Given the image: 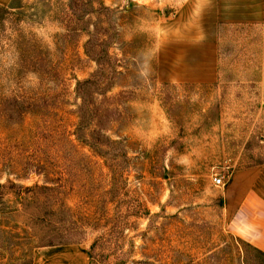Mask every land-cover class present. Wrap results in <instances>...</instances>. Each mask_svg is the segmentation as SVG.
<instances>
[{
	"label": "rangeland",
	"instance_id": "374dc122",
	"mask_svg": "<svg viewBox=\"0 0 264 264\" xmlns=\"http://www.w3.org/2000/svg\"><path fill=\"white\" fill-rule=\"evenodd\" d=\"M201 1L0 5V264H260L264 20Z\"/></svg>",
	"mask_w": 264,
	"mask_h": 264
},
{
	"label": "crops",
	"instance_id": "0c3cea01",
	"mask_svg": "<svg viewBox=\"0 0 264 264\" xmlns=\"http://www.w3.org/2000/svg\"><path fill=\"white\" fill-rule=\"evenodd\" d=\"M13 0H0V4L8 5ZM201 13L210 21L223 19L264 20V0H202ZM264 164V163H263ZM259 182L254 188L264 198V168L260 170ZM66 259L62 258L61 263ZM68 263V262H67ZM34 264H40V258L35 254Z\"/></svg>",
	"mask_w": 264,
	"mask_h": 264
},
{
	"label": "trees",
	"instance_id": "16d2710c",
	"mask_svg": "<svg viewBox=\"0 0 264 264\" xmlns=\"http://www.w3.org/2000/svg\"><path fill=\"white\" fill-rule=\"evenodd\" d=\"M2 5V4H0ZM97 62H98V66L97 68L94 70V72L92 73V75L90 77H86L83 79H78L77 84H76V92L78 94V96L81 98V103H80V124L79 126L83 127L84 124H86L88 121V114H90V106L92 105V98H93V93L92 90L94 88V86H98L100 84H102L104 81H106L107 79V69H106V65L105 63H103L102 58L101 57H97L96 58ZM111 82L109 81L107 83V85L105 87H101V92L106 91L108 89V87H110ZM98 120V119H97ZM99 127H102L101 123H98ZM96 146H100L101 143H95ZM99 144V145H98ZM97 150V149H96ZM98 152V151H97ZM262 163H264V160L262 161ZM62 242H58V243H49V244H45V245H55V244H61ZM43 245V246H45ZM251 249L254 252V257L256 258V260L260 263V264H264V251L261 250L260 248L257 247H251ZM90 256H91V252H90Z\"/></svg>",
	"mask_w": 264,
	"mask_h": 264
},
{
	"label": "built area",
	"instance_id": "2783aa9c",
	"mask_svg": "<svg viewBox=\"0 0 264 264\" xmlns=\"http://www.w3.org/2000/svg\"><path fill=\"white\" fill-rule=\"evenodd\" d=\"M213 181L216 185L220 186V185H223L224 184V181H223V178L220 177V176H215L213 178Z\"/></svg>",
	"mask_w": 264,
	"mask_h": 264
}]
</instances>
